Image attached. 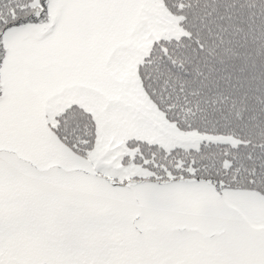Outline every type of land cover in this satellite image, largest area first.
Instances as JSON below:
<instances>
[{
	"label": "snow or ice",
	"instance_id": "6c2138e0",
	"mask_svg": "<svg viewBox=\"0 0 264 264\" xmlns=\"http://www.w3.org/2000/svg\"><path fill=\"white\" fill-rule=\"evenodd\" d=\"M0 264H264V0H0Z\"/></svg>",
	"mask_w": 264,
	"mask_h": 264
}]
</instances>
